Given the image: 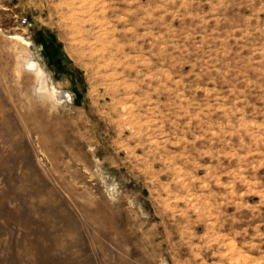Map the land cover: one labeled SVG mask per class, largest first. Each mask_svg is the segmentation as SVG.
Wrapping results in <instances>:
<instances>
[{
  "label": "rangeland",
  "instance_id": "1",
  "mask_svg": "<svg viewBox=\"0 0 264 264\" xmlns=\"http://www.w3.org/2000/svg\"><path fill=\"white\" fill-rule=\"evenodd\" d=\"M0 264H264V0H0Z\"/></svg>",
  "mask_w": 264,
  "mask_h": 264
},
{
  "label": "bare ground",
  "instance_id": "2",
  "mask_svg": "<svg viewBox=\"0 0 264 264\" xmlns=\"http://www.w3.org/2000/svg\"><path fill=\"white\" fill-rule=\"evenodd\" d=\"M30 67L36 69L37 68V65H36V63L31 62L30 63Z\"/></svg>",
  "mask_w": 264,
  "mask_h": 264
}]
</instances>
